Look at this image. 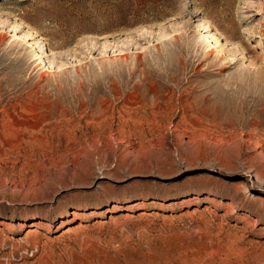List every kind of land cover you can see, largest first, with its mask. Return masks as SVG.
Here are the masks:
<instances>
[{
	"label": "rangeland",
	"instance_id": "rangeland-1",
	"mask_svg": "<svg viewBox=\"0 0 264 264\" xmlns=\"http://www.w3.org/2000/svg\"><path fill=\"white\" fill-rule=\"evenodd\" d=\"M0 177V264H264V0H0Z\"/></svg>",
	"mask_w": 264,
	"mask_h": 264
},
{
	"label": "bare ground",
	"instance_id": "bare-ground-1",
	"mask_svg": "<svg viewBox=\"0 0 264 264\" xmlns=\"http://www.w3.org/2000/svg\"><path fill=\"white\" fill-rule=\"evenodd\" d=\"M181 18V17H180ZM241 31H242V33L245 31V29L244 28H241L240 29ZM247 32V31H246ZM92 35H88L87 37H91ZM42 53V52H41ZM43 55H46L45 57H43ZM43 55L41 56V58H40V61H39V64H38V66L41 68V70L42 71H44V72H46L47 70H53V61H54V59H55V55H56V52L54 51V50H52V49H50L48 52H47V54L44 52L43 53ZM40 70V69H39ZM43 73V72H42ZM146 109V108H145ZM145 115V114H144ZM144 122H145V116H143V115H140L139 117H136V118H134V119H132V120H130L129 119V121H127L126 123H124V124H122L121 126H120V128L119 129H121V130H123L124 132L125 131H132V130H138L139 128H142L143 127V125H144ZM120 125V124H119ZM117 129H118V127H117ZM136 130V131H137ZM119 131V130H118ZM120 133H121V131H120ZM123 133V132H122ZM132 133V132H131ZM61 165H62V163H61ZM63 169H64V167H63ZM5 171V170H4ZM29 171V170H28ZM2 172V171H1ZM4 173V172H3ZM27 173V172H26ZM30 173V172H29ZM4 175V174H3ZM2 176V175H1ZM1 178V177H0ZM56 181H57V183L58 184H62V182H63V173H58L57 174V177H56ZM53 185V184H52ZM54 186V185H53ZM0 204L1 205H3L4 207H10V206H14V205H8L7 203H5L4 201H2L1 199H0ZM16 206H18V205H15L14 206V209H18V210H21L20 212H28V209L27 208H24V207H16ZM40 209H44V207L42 206ZM23 210V211H22ZM44 214L46 215V211H44ZM77 215H78V213H76V211L75 212H72V213H70L69 215L68 214H66L62 219L64 220V221H66V220H68V219H70V218H76L77 217ZM69 218H68V217ZM67 217V218H66ZM63 220H61V221H63ZM64 223V222H63ZM62 223V224H63ZM73 227V225H70L69 227H67V228H65V229H63V230H68V231H66L65 233H69L70 232V230H71V228ZM62 228V227H61Z\"/></svg>",
	"mask_w": 264,
	"mask_h": 264
}]
</instances>
